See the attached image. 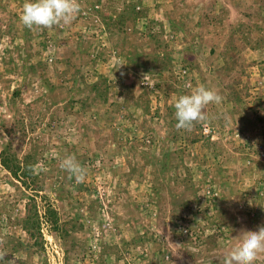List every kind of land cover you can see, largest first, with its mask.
<instances>
[{"label":"rangeland","instance_id":"374dc122","mask_svg":"<svg viewBox=\"0 0 264 264\" xmlns=\"http://www.w3.org/2000/svg\"><path fill=\"white\" fill-rule=\"evenodd\" d=\"M24 2L0 0V264H220L264 227V0H78L50 29ZM200 84L222 101L177 130Z\"/></svg>","mask_w":264,"mask_h":264},{"label":"clouds","instance_id":"9594fccd","mask_svg":"<svg viewBox=\"0 0 264 264\" xmlns=\"http://www.w3.org/2000/svg\"><path fill=\"white\" fill-rule=\"evenodd\" d=\"M81 10L78 0H25L20 20L29 29H50L60 24H69ZM222 96L215 90L200 84L189 94L180 95L175 101L177 130L191 131L197 122H206V107L219 104ZM59 167L74 177L76 182H83L87 168L74 154L60 160ZM238 242L222 258L220 264H255L264 254V227L258 231H243L237 237Z\"/></svg>","mask_w":264,"mask_h":264},{"label":"built area","instance_id":"2783aa9c","mask_svg":"<svg viewBox=\"0 0 264 264\" xmlns=\"http://www.w3.org/2000/svg\"><path fill=\"white\" fill-rule=\"evenodd\" d=\"M205 130H207V129H205V128H204V131H205ZM184 231L186 232L187 230H186V229H184Z\"/></svg>","mask_w":264,"mask_h":264},{"label":"trees","instance_id":"16d2710c","mask_svg":"<svg viewBox=\"0 0 264 264\" xmlns=\"http://www.w3.org/2000/svg\"><path fill=\"white\" fill-rule=\"evenodd\" d=\"M173 23L175 24V22L173 21Z\"/></svg>","mask_w":264,"mask_h":264}]
</instances>
